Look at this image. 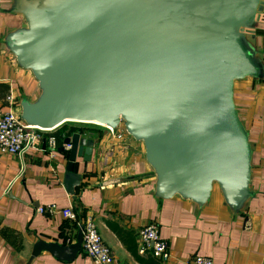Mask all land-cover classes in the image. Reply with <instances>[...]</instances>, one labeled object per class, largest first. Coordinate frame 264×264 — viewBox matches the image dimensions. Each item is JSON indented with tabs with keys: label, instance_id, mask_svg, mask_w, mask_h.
<instances>
[{
	"label": "water",
	"instance_id": "1",
	"mask_svg": "<svg viewBox=\"0 0 264 264\" xmlns=\"http://www.w3.org/2000/svg\"><path fill=\"white\" fill-rule=\"evenodd\" d=\"M264 0H18L26 27L7 47L39 82L41 96L22 104L29 125L53 131L65 123L116 129L143 142L161 199L203 205L217 184L231 207L249 196L250 147L237 117L236 80L259 75L243 34ZM94 134L64 140L70 195L90 175ZM45 147V146H44ZM70 246L39 241L26 264L47 251L73 260Z\"/></svg>",
	"mask_w": 264,
	"mask_h": 264
},
{
	"label": "crops",
	"instance_id": "2",
	"mask_svg": "<svg viewBox=\"0 0 264 264\" xmlns=\"http://www.w3.org/2000/svg\"><path fill=\"white\" fill-rule=\"evenodd\" d=\"M18 0H0V113L17 110L41 96L39 82L21 67L7 47V37L27 23L16 13ZM243 40L258 65L259 75L234 82L237 117L250 147L249 196L239 207L225 201L214 184L207 203L199 205L179 195L161 199L156 174L148 163L143 142L128 133L111 138L96 125H74L73 132L94 134L97 142L91 174L82 158L75 172L83 176L75 195L64 187L67 151L51 158L46 142L23 158L0 155V264H26L39 241L70 246L77 242L80 224L91 217L116 264H151L141 254L140 230L150 223L168 242L171 258L162 264H188L197 256L214 264H263L264 260V9ZM45 146V147H44ZM65 149V148H64ZM66 150V149H65ZM56 205L73 209L78 222L61 213L53 216L37 209ZM30 264H96L81 249L73 260L43 251Z\"/></svg>",
	"mask_w": 264,
	"mask_h": 264
},
{
	"label": "built area",
	"instance_id": "3",
	"mask_svg": "<svg viewBox=\"0 0 264 264\" xmlns=\"http://www.w3.org/2000/svg\"><path fill=\"white\" fill-rule=\"evenodd\" d=\"M102 128L107 129L113 139L114 137L121 139L127 133L123 124L116 129ZM53 131H46L29 125L21 118V113L15 110L0 113V155L23 158L30 150L36 149L42 142H46L48 153L51 158H54L58 150L57 139L52 136L45 137L46 134ZM63 146L66 150L70 149V145ZM37 211L50 216L61 213L66 219L78 222V216L73 209L59 210L56 205H48L38 208ZM80 226L83 233L82 249L85 254L96 264H116L113 253L104 243L94 220L88 217ZM139 245L141 254L149 253L161 261H167L171 258L169 244L161 238L159 227L155 223H150L140 230ZM188 264H214V261L210 257L197 256L189 260Z\"/></svg>",
	"mask_w": 264,
	"mask_h": 264
},
{
	"label": "trees",
	"instance_id": "4",
	"mask_svg": "<svg viewBox=\"0 0 264 264\" xmlns=\"http://www.w3.org/2000/svg\"><path fill=\"white\" fill-rule=\"evenodd\" d=\"M71 126H74V124L65 123L56 130H54L52 133L46 134L45 137L46 138L49 136L55 137L57 139L58 145L60 146L64 142L65 138L73 133V129L71 128ZM151 264H162V263L158 260H152Z\"/></svg>",
	"mask_w": 264,
	"mask_h": 264
},
{
	"label": "rangeland",
	"instance_id": "5",
	"mask_svg": "<svg viewBox=\"0 0 264 264\" xmlns=\"http://www.w3.org/2000/svg\"><path fill=\"white\" fill-rule=\"evenodd\" d=\"M15 111H17V110H15Z\"/></svg>",
	"mask_w": 264,
	"mask_h": 264
}]
</instances>
